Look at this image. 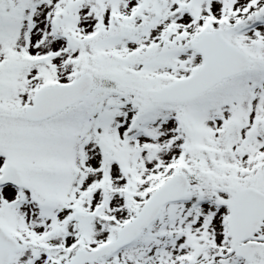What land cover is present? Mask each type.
<instances>
[{"label": "snow or ice", "instance_id": "snow-or-ice-1", "mask_svg": "<svg viewBox=\"0 0 264 264\" xmlns=\"http://www.w3.org/2000/svg\"><path fill=\"white\" fill-rule=\"evenodd\" d=\"M0 264H264V0H0Z\"/></svg>", "mask_w": 264, "mask_h": 264}]
</instances>
